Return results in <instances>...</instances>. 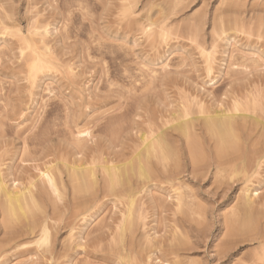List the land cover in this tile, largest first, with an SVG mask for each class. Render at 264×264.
Here are the masks:
<instances>
[{"label":"rangeland","instance_id":"374dc122","mask_svg":"<svg viewBox=\"0 0 264 264\" xmlns=\"http://www.w3.org/2000/svg\"><path fill=\"white\" fill-rule=\"evenodd\" d=\"M0 4V15L9 12L19 25V29L9 27L7 32L0 26V164L5 175L16 172L23 178L26 174L37 177L49 165L58 164L66 178L64 163L73 164L74 159L77 162L86 156L87 162L97 159L108 164L114 159L118 164L122 153L128 158L140 151L145 132L157 134L169 129L178 122L172 114L180 108L196 109L199 96L208 110L213 105L214 110L227 109L226 104L232 108V97L238 95L243 102L240 105L258 106L255 115L250 111L248 115L264 112V0H0ZM234 4L238 7L229 13V5ZM219 18L224 22L223 33ZM234 21L242 26H235ZM30 24L33 29L27 30ZM225 24L230 26L228 31ZM207 53L212 54L208 60ZM38 62L45 67L33 73L32 66ZM208 65H212L210 76ZM79 116L88 123L82 124V130L89 128L94 133L93 139L87 138L83 157L78 149L75 152V136L71 134L76 130L74 118ZM109 130L114 133L107 134ZM27 150V155L32 152L29 157ZM185 156L181 178L189 182L192 169ZM85 158L82 163H86ZM242 167L238 163V169ZM225 173L221 177L211 173L190 182L198 196L194 207L200 206L195 208L202 218L195 208L196 215L189 216V208L179 212L177 202L170 197L156 209L145 205L147 219L141 239L151 235L155 241L152 250L165 253L184 234L193 248L190 259L198 264H264L263 257L255 259L258 242H250L256 234H264L259 213H264V166L248 184L259 192L255 204L258 212L254 208L258 216L253 218L242 207L243 195L239 193L243 194L245 187L241 177L233 171ZM171 182L166 178L150 191L156 195L174 192L171 195L175 196L178 192L173 189L180 187ZM66 197L56 217L60 219L58 226L56 220L48 221L60 228L57 233L53 231L54 246L40 244L42 249H36L32 260L19 254L9 256L6 264H114L110 238L106 237L115 230L120 217L115 199L102 200L90 212L93 218L76 223L71 217L73 204ZM259 202L263 206L259 207ZM245 215L254 219L252 227L246 224ZM71 221L77 224L72 232L66 227ZM79 225L84 228L81 236ZM160 255L155 253L154 257Z\"/></svg>","mask_w":264,"mask_h":264},{"label":"bare ground","instance_id":"6f19581e","mask_svg":"<svg viewBox=\"0 0 264 264\" xmlns=\"http://www.w3.org/2000/svg\"><path fill=\"white\" fill-rule=\"evenodd\" d=\"M234 7L237 8L238 6H236L235 4L234 6L229 5L228 12L231 13L233 11L232 8ZM8 13L6 11V13H2V15H0V26L3 27L5 31L9 27H15L16 29H19V25L15 24L16 21L14 20L13 16H10ZM150 19L152 20V17ZM236 21H234L235 26L238 24ZM218 23H220L219 26L221 28V33L225 32L224 29H222L224 24L222 18ZM194 24L196 23L194 22ZM151 25L154 26L152 22ZM225 25L227 26V24ZM235 26H231L233 27L232 29L236 30L237 27L235 28ZM238 26L240 25L238 24ZM215 27L217 28L218 26L215 25ZM226 28L228 31L230 26L229 28L228 26ZM31 29H33V26L30 24L27 26V30ZM213 30H215L214 25ZM18 32L19 31H17V33ZM3 35L4 33H2V36ZM207 54H209V56L207 55L208 60V58L211 57V53ZM39 62L32 66L33 73H38L41 69H44L45 65H42L44 63L39 64ZM46 67L48 68V66ZM207 67L210 76L211 72H213L212 65H208ZM35 75L36 74H34V76ZM237 96L238 95H235L234 97L231 96L234 101L232 103V108L228 109V106L226 104L227 109L224 110L221 107L223 100L220 102L221 104L218 103L219 107H221L219 109L222 110H214L213 108L215 107V105H213V108H210L212 110L206 109L207 106L204 107L205 100L201 101L200 98L202 97L200 96V100L198 99V97L196 98L198 99L196 103V109L198 110V112L194 108L195 106H192V108H194L195 110L189 106L184 107L185 109H181L179 107L181 111H178V115L174 114L177 111L172 114L174 115L173 117L175 118V122L178 121L176 122V124L173 123V126L171 125L169 129L163 130L157 134L155 133L156 131L154 132L152 130L150 131V134L145 132L141 137L143 146L140 151H137L136 153H134V155L129 154L131 155V157L128 158H126V155L122 153L123 156L119 158L121 162L118 161V164L115 163L117 160L114 161V159H111L113 162H108L109 160L106 161L108 162V164L111 163L109 165L104 164V160L100 162L101 160L98 161L97 159H93L90 162H87V156L86 158L83 157L84 155L81 156V154H85V145L87 144V141L89 142L87 138H94L92 137L94 136V133L89 128L82 130L84 128V126H82V124L84 123V118H81V116L77 117L76 120L74 118L73 125L75 126L76 130L75 133L74 131L73 133H70L75 136V138L73 139L76 144V146L74 147H77L74 149L75 152L76 149H78L80 151L78 155L80 154L81 157L85 158L86 163H82L85 160L81 157H78V159L81 158L84 161L80 159L76 162L75 160L78 156L76 154V159L73 160L75 163L73 161V164L64 163L67 168L66 178L63 177V170L59 168L58 164L54 166L49 165L50 167L47 166V170H42L43 172L40 173L41 175L37 177H35L36 175L34 176V174H26L24 178L23 176L17 175L16 172L5 175L1 169L3 164H0V264H6L9 261V256L15 257L19 254H26L30 258V260H32L35 257L36 252H38V248L42 249V246L39 247L40 244H44L43 247L54 246V235L52 234L57 233L58 229L60 228L56 227L55 225H53L52 227L48 221L56 220V224L58 226V222L60 219H58L59 217H56L59 216L58 210L64 205V203L66 202L65 200L68 198L66 196H69V199L72 200H70L69 203L72 202L71 204H73V206L71 205L73 207L72 209L74 210L71 211L73 222L81 219V221L86 223L88 222L87 220L93 218L94 215L90 214V212L95 208L97 204L109 197H113L115 199L113 200V202L115 207L119 209L120 217L118 216L119 219H116L118 221H116L117 223H115V230H111L113 232L110 231L111 234H107V236L110 237H106L110 238L109 251H111L112 254V259H110L114 262V264H198L196 260H192L193 248L188 246L187 236L184 234L177 238L176 242L172 245L171 248H168L165 253L161 252V250L158 249L152 250L151 246L154 245L155 241L151 238V235V237L149 235L145 237L146 240L141 239L142 236H140V232L144 229V221L145 219H147L144 206L149 204L150 206H152V209L159 208L162 204H164L165 200L170 197L173 201L177 202L176 207L179 212L184 208H186V210L189 208L188 210L191 211L189 212L190 214L188 213V215L190 216L192 214H195L196 208L200 207L198 205H195L196 208L194 207V202L196 203L195 200L198 198V196L193 188L191 189L192 183L190 182H195L196 178H200L203 180L211 173L214 176L217 175L218 177H221L222 175L226 174L225 172L233 171L237 175V177H241V184H244L242 185V187H245L244 189L242 188L243 194L239 193L241 196L243 195V198L241 197L242 199H240L242 200L241 202H243L242 207L245 210V214L247 211L246 215L249 218L250 216L251 218L255 216V214L258 212V208H256L255 204L257 197H259L257 195L259 192L258 189H253L248 184L253 182L252 179L255 178V176L260 175V169L264 166V112H261L262 115L259 113L260 116H252L257 113L255 109H257L256 107L258 106L254 108V104L250 103L253 106L251 107L248 105L250 108H246V104L244 106L243 104L240 105V103L243 102L241 100L240 102L238 99L239 96ZM192 97L191 99H193ZM194 97L196 96L194 95ZM242 98L245 99V97ZM256 100H253V102L256 103ZM185 101H183V103ZM193 101L194 105L196 101L195 99ZM249 111L252 112V115H248ZM192 115H195V117ZM87 124L88 123H86L85 125ZM90 128L94 129V127ZM111 130H109L107 134H113L114 132L111 133ZM100 131L104 133L106 130L99 129L98 132ZM73 140L72 142L74 143ZM33 141L35 142V140ZM246 145H249L250 147L247 148L245 147ZM185 151H187V155L190 160L189 166L192 169V179L189 182H183L181 178L183 167H181L182 158L186 155L184 153ZM27 153L28 150L25 153L26 156H28L30 153L32 154L31 151L28 155ZM109 157H111V155ZM13 158L15 157L13 156ZM0 160H2L1 157ZM12 161H14V159ZM101 163H103V165H101ZM238 163L243 165L241 169H238ZM61 164L63 165V163ZM11 169V167L8 168L9 171H11ZM230 174L231 173L229 172V175ZM166 178L172 181L171 183H173V185L174 182L177 183L176 185L180 187L181 192H179L180 189L176 190L175 188L173 189V191L175 190L178 193L177 195L175 194V196H172L171 194L174 193L172 191V193H169L167 195L165 193H157L156 195V193L150 191L152 187L156 186L159 182H162V180ZM226 180H228V178ZM222 181H220L221 185L223 184ZM227 185L230 186L229 183H227ZM184 186L186 187L185 189H183ZM145 198L147 199L146 202L143 201V199ZM261 203L259 204V207L260 205H262ZM119 206H122L123 208H120ZM48 208H50L52 212H50L51 214L46 210ZM254 208L257 210V212H254ZM236 209H238V207ZM196 212L198 213V210ZM259 213L261 219L264 220V213ZM201 214L198 213L199 216ZM256 215L258 216V214ZM247 216L245 217L247 219L246 222H248L246 224L252 227V224H254V219H248ZM72 223L71 225H73V227H70L71 225L69 224H67L66 226L69 229L67 230L70 232L74 231L77 225ZM76 223L79 222L77 221ZM246 224L245 227L247 229ZM78 227H80V225ZM242 227L243 226H241L240 229H243L244 231V228ZM53 231L55 233H53ZM78 232L81 236L84 232V228H81ZM255 234L256 233H254V235ZM70 236L72 237L73 235ZM255 236L256 237H253L250 240V242L252 243L258 242V249L254 254L256 255L255 259H260L261 257H263L262 259L264 260V234L262 237L261 233L256 234ZM77 247L83 248V246H81L80 244H78ZM36 249L38 250L36 251ZM159 252L161 253V255L159 257H154V254ZM258 252H260L261 254H259ZM226 256L229 257V255ZM190 257L192 259H190ZM2 259H5L6 261L2 262ZM157 260H159V262H157Z\"/></svg>","mask_w":264,"mask_h":264}]
</instances>
